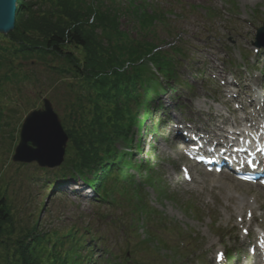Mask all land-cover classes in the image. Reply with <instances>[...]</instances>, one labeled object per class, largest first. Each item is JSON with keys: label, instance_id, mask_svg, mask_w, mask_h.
Masks as SVG:
<instances>
[{"label": "rangeland", "instance_id": "374dc122", "mask_svg": "<svg viewBox=\"0 0 264 264\" xmlns=\"http://www.w3.org/2000/svg\"><path fill=\"white\" fill-rule=\"evenodd\" d=\"M147 3L153 10L166 13L171 21L172 31H160L159 36L178 48L165 58L173 57L172 65L178 68L176 75L180 80L175 92L168 90L162 97L165 117L160 111L148 120L146 136L134 130L133 145L138 147L130 146L129 150L121 143L118 148L130 156L132 168L126 171L131 174L133 185L141 182V174L152 167L166 196L160 197L153 187L144 185L123 190L120 183L113 181L108 188L113 193L108 200L117 201L113 204L98 201L93 190L92 198L85 197L83 192H72L71 179L50 191L42 189V181L58 176L64 163L55 169H42L36 163L13 162L23 120L31 111L42 109L44 99L51 100L63 120V112L51 99L55 90L49 80L54 77L44 72L39 74L42 86L34 82L21 86L19 111L11 127L0 129V195L7 198L22 226L27 227L39 218L55 222L53 225L63 234L75 227L81 235L90 228L99 237L98 242L88 239L96 246V259L97 255L107 258L113 254L115 258L110 260H117L118 264H216L219 252L228 254L241 248L238 220L226 207L224 189L211 188L209 182L205 187L200 184L203 189L198 188V183L184 182L181 167L188 162L181 146L172 138V126L184 120L196 122L201 129L213 125L208 115L218 108L226 112L223 104L231 86L225 80H241L246 85L257 80L256 90L264 87V48L254 45L257 29L264 24V0H147ZM130 14L132 10L126 18ZM123 23L126 28L127 23ZM13 95H17L15 89ZM141 165L145 168L140 169ZM197 170L200 176L206 174ZM80 184L83 186V182ZM139 189L145 201L143 208L150 214L156 212L152 217L143 211L140 214L139 194L135 192ZM46 202L48 205L42 211ZM49 208L51 212H46ZM235 260L236 257L231 259Z\"/></svg>", "mask_w": 264, "mask_h": 264}, {"label": "trees", "instance_id": "16d2710c", "mask_svg": "<svg viewBox=\"0 0 264 264\" xmlns=\"http://www.w3.org/2000/svg\"><path fill=\"white\" fill-rule=\"evenodd\" d=\"M107 1L18 0L14 31L0 35V129L11 127L19 111L21 86H42L39 74H50L56 79L49 80L51 99L63 112L69 143L58 176L43 180L42 189L80 179L103 201L113 196L109 183L130 179L124 172L130 162L118 145L130 146L134 130H145L144 119L154 115L164 93L153 68L173 80V59L165 57L178 51L162 49L168 44L159 32L171 31L166 13L147 0H109V6ZM129 10L133 14L126 18ZM123 22L132 26L123 28ZM146 172L145 182L153 184L151 167ZM54 223L38 218L22 226L0 195V264H95V246L86 240L91 230L63 234Z\"/></svg>", "mask_w": 264, "mask_h": 264}, {"label": "water", "instance_id": "95a60500", "mask_svg": "<svg viewBox=\"0 0 264 264\" xmlns=\"http://www.w3.org/2000/svg\"><path fill=\"white\" fill-rule=\"evenodd\" d=\"M18 0H0V35L8 36L15 29ZM264 26L258 30L257 46H264ZM69 138L62 121L49 99L43 108L31 111L24 119L13 162L37 163L40 168L60 167L66 156Z\"/></svg>", "mask_w": 264, "mask_h": 264}, {"label": "bare ground", "instance_id": "6f19581e", "mask_svg": "<svg viewBox=\"0 0 264 264\" xmlns=\"http://www.w3.org/2000/svg\"><path fill=\"white\" fill-rule=\"evenodd\" d=\"M256 81H252V85H249V88H252L253 86H256ZM239 92V91H236ZM232 91H230L229 94H231ZM240 94V92H239ZM238 93H236L235 98L237 99V101L242 105V110L243 112H245V117L241 116L238 117L236 120V125L234 123H231L229 118L225 116V114L220 111L219 109H216L214 114H212L213 117H215V120L218 122V124H216L214 126V131H219L221 133H227L229 134V132L231 131H236L237 134L242 135L247 133L248 135H251L252 133L246 129L248 127L247 123L252 124V118L251 116L253 114H255V106L257 105H261V102H264V95L254 92L251 95H249V97L251 98L250 104H247L245 102V99L243 97H241V95H239ZM199 107V106H198ZM255 108L252 111L248 112L249 110H251L250 108ZM243 115V114H241ZM260 115V113H256V116L258 117ZM255 117V115H254ZM230 127L229 130L231 131H226L225 130ZM212 129V128H211ZM213 133V131H212ZM256 140V139H254ZM208 181H211L213 186H220L222 188H224V196L223 199L227 204H231L234 203L232 206L233 212L237 217H242L243 214L245 213V211H256V205L258 204V194L257 196L253 199V202H248V196L255 191V193H259L261 191H263L258 185H250V184H244V183H240L238 181L235 180L234 177H230L227 175L224 176H220L218 179H207L205 177H199L197 173H194V175L192 176V182L193 183H198V184H202L203 186H205ZM237 194V195H236ZM247 200V201H246Z\"/></svg>", "mask_w": 264, "mask_h": 264}, {"label": "snow or ice", "instance_id": "6c2138e0", "mask_svg": "<svg viewBox=\"0 0 264 264\" xmlns=\"http://www.w3.org/2000/svg\"><path fill=\"white\" fill-rule=\"evenodd\" d=\"M220 257L223 258V254L222 253L220 254Z\"/></svg>", "mask_w": 264, "mask_h": 264}]
</instances>
